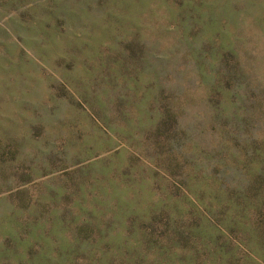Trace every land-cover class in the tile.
<instances>
[{"label":"rangeland","instance_id":"obj_1","mask_svg":"<svg viewBox=\"0 0 264 264\" xmlns=\"http://www.w3.org/2000/svg\"><path fill=\"white\" fill-rule=\"evenodd\" d=\"M0 264H264V0H0Z\"/></svg>","mask_w":264,"mask_h":264}]
</instances>
